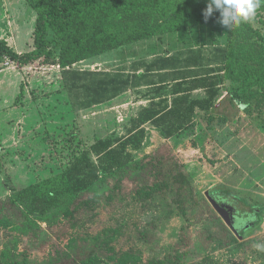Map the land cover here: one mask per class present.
<instances>
[{
    "label": "rangeland",
    "instance_id": "1",
    "mask_svg": "<svg viewBox=\"0 0 264 264\" xmlns=\"http://www.w3.org/2000/svg\"><path fill=\"white\" fill-rule=\"evenodd\" d=\"M173 1L176 8L197 2ZM35 16L25 0H0V39L19 53L32 50ZM160 17L150 13L135 23L151 26ZM247 23L264 36V3ZM233 28L227 29L218 18L127 44L70 68L114 71L128 69L140 58L172 55L199 58L203 66L192 72L219 70L221 50L228 47ZM50 45L57 55L55 43ZM173 84L166 80L157 94L152 90L156 85H148L132 90L125 99L83 109L74 105L58 65L0 61V200L63 168L64 149L58 138L73 131L89 146L97 138L125 136L141 107L138 100L169 101ZM239 84L221 79L218 107L196 110L193 122L171 138L146 124L141 145L127 147L131 157L124 169L103 177L98 188L76 197L64 210L31 216L37 230L31 234L15 226L2 227L0 252L20 264H60L90 246L97 248L101 264H264V253L253 248L264 242V93L239 100ZM162 150L191 181L193 187L183 200L175 192L154 193L145 187L152 184L151 159ZM206 191L233 200L225 202L237 216L246 206L259 207L255 223L239 228L241 238L235 235L230 245L210 237L225 232L222 223L232 230L211 206Z\"/></svg>",
    "mask_w": 264,
    "mask_h": 264
},
{
    "label": "trees",
    "instance_id": "2",
    "mask_svg": "<svg viewBox=\"0 0 264 264\" xmlns=\"http://www.w3.org/2000/svg\"><path fill=\"white\" fill-rule=\"evenodd\" d=\"M35 12L34 48L19 53L0 39V61L4 58L21 65L39 62L45 65H58L61 68L63 85L73 97V103L83 109L103 105L136 86L142 85V77L152 70H167L165 74L175 79L171 100L151 98L147 106L141 107L130 119L125 136L97 138L85 146L76 132L56 140L64 149L63 168L52 175L39 179L22 189L14 197L0 200V229L15 226L23 232L37 231L36 221L31 216L46 217L53 212L67 208L76 197L98 188L102 178L114 175L124 169L131 157L128 146L138 148L146 136V124L160 129L165 138H171L189 126L196 110L212 111L216 102L221 79L238 81L239 100H248L258 93H264V36L247 22L231 30L228 47L221 50L223 67L192 72L202 67L201 60L194 56L186 60L167 55L156 57L142 66L127 72L124 67L108 70H73V64L99 56L127 44L145 40L163 33L181 30L219 18L214 11L207 20L203 10L207 0L192 1L181 8L171 6L173 0H25ZM150 13L160 14L155 25L135 23ZM112 16L120 17L123 23H114ZM51 36V39L49 38ZM54 42L58 54L50 45ZM183 66V67H182ZM133 63L132 67L134 68ZM206 67H211L207 65ZM223 72L221 76L219 73ZM164 80H154L147 85L154 86V93L161 92L159 86ZM203 88L205 95L194 98L192 91ZM83 94V96H81ZM74 95V96H73ZM235 97V96H233ZM93 154L96 161L90 156ZM165 151H158L151 159V182L147 189L158 192H175L183 200L192 189V184L182 166ZM168 155V154H167ZM133 166H139L133 163ZM219 195H222L220 197ZM218 202L233 201L223 194L214 195ZM227 203V202H225ZM23 204V206L21 205ZM229 204V203H228ZM259 207L246 206L235 225L239 228L252 226L257 220ZM237 221H240L236 223ZM253 223V224H251ZM238 226V227H237ZM14 227V228H15ZM224 227V233L210 234L211 238L223 241L226 245L235 242V234ZM240 235V234H239ZM0 264H20L15 257L0 252ZM60 264H101L98 250L94 246L78 250Z\"/></svg>",
    "mask_w": 264,
    "mask_h": 264
},
{
    "label": "clouds",
    "instance_id": "3",
    "mask_svg": "<svg viewBox=\"0 0 264 264\" xmlns=\"http://www.w3.org/2000/svg\"><path fill=\"white\" fill-rule=\"evenodd\" d=\"M262 3L264 0H207L203 16L207 20L214 11H218L219 23L230 30L252 19ZM253 248L264 253V242L254 243Z\"/></svg>",
    "mask_w": 264,
    "mask_h": 264
},
{
    "label": "crops",
    "instance_id": "4",
    "mask_svg": "<svg viewBox=\"0 0 264 264\" xmlns=\"http://www.w3.org/2000/svg\"><path fill=\"white\" fill-rule=\"evenodd\" d=\"M119 48H121V47H119ZM118 49V48H117ZM102 55V54H101ZM100 56V55H99ZM96 57H98V56H96ZM135 62H134V64H135V67L134 68H128L126 71L127 72H130L129 71V69L130 70H132V69H138L137 70V73H143L144 72V68L142 67V66H145V64H147V63H149V62H151L152 60H150V61H148V58H140V59H137V60H134ZM96 62V61H95ZM119 69V68H118ZM167 72V70H152V71H148L147 72V78H145V76L144 77H142V78H144V79H142V85H139V86H136V87H134V88H131V89H129L128 91H126L125 93H123L122 95H119L118 97H116V98H114V99H112L110 102H108V103H112L113 101H115V100H117V101H119V100H121V99H125V98H127L128 97V94H131L132 92H134V91H132V90H142V89H144V87L145 86H148L147 85V83L145 82V80H148V83L150 84V83H152L153 82V79L154 80H164V79H166V80H169L172 76L171 75H169V74H165ZM151 73H154V75H151ZM170 81V80H169ZM168 82V81H167ZM171 82H175V79H172V81ZM145 95V94H144ZM205 95V92H204V89L203 88H195L193 91H192V96L194 97V98H200V97H203ZM151 99V98H150ZM150 99H145V98H142V99H140V100H138L139 101V103H138V105H140L141 107H145V106H147L148 104H149V102H150ZM107 103V104H108ZM97 106H99V105H97ZM140 107V108H141ZM139 108V109H140ZM138 109V110H139Z\"/></svg>",
    "mask_w": 264,
    "mask_h": 264
},
{
    "label": "water",
    "instance_id": "5",
    "mask_svg": "<svg viewBox=\"0 0 264 264\" xmlns=\"http://www.w3.org/2000/svg\"><path fill=\"white\" fill-rule=\"evenodd\" d=\"M205 196L208 199L211 206L222 217V219L225 221L228 227L233 231V233L238 238H241V235H239L235 225V218L233 214L235 208L228 203L218 202L208 191L205 192Z\"/></svg>",
    "mask_w": 264,
    "mask_h": 264
},
{
    "label": "built area",
    "instance_id": "6",
    "mask_svg": "<svg viewBox=\"0 0 264 264\" xmlns=\"http://www.w3.org/2000/svg\"><path fill=\"white\" fill-rule=\"evenodd\" d=\"M2 61H3L4 65H8L9 64V59L8 58H4Z\"/></svg>",
    "mask_w": 264,
    "mask_h": 264
},
{
    "label": "flooded vegetation",
    "instance_id": "7",
    "mask_svg": "<svg viewBox=\"0 0 264 264\" xmlns=\"http://www.w3.org/2000/svg\"><path fill=\"white\" fill-rule=\"evenodd\" d=\"M233 214L236 216V213L235 212H233ZM236 221V220H235Z\"/></svg>",
    "mask_w": 264,
    "mask_h": 264
}]
</instances>
